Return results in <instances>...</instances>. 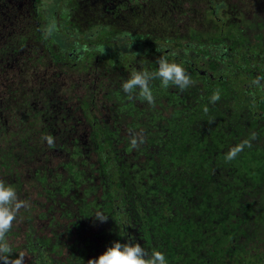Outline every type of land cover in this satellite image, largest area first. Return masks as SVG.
<instances>
[{
    "label": "trees",
    "instance_id": "trees-1",
    "mask_svg": "<svg viewBox=\"0 0 264 264\" xmlns=\"http://www.w3.org/2000/svg\"><path fill=\"white\" fill-rule=\"evenodd\" d=\"M115 1L100 17V10L89 13L83 35L67 17L66 27H40L38 40L49 45L56 71L45 85L39 74L32 95L0 106V180L26 204L8 233L13 255L22 254L23 264H88L114 240L133 238L161 250L167 264H264V21L225 32L214 19L221 2L212 0L188 24L191 40L163 46L143 42L153 36L141 32H117L113 24L120 26L123 13L113 15ZM144 2L122 0L120 9ZM57 3L60 9L67 0ZM254 32L257 41L249 37ZM83 44L87 55L77 58ZM158 49L183 64L192 83L181 91L151 81L150 105L124 93L121 83L133 68L154 71ZM96 57V90L89 98L67 95L59 79L69 67L84 72L77 81L92 74ZM16 61H1L0 77ZM133 135L143 143L133 147ZM96 212L107 221L91 216Z\"/></svg>",
    "mask_w": 264,
    "mask_h": 264
},
{
    "label": "rangeland",
    "instance_id": "rangeland-1",
    "mask_svg": "<svg viewBox=\"0 0 264 264\" xmlns=\"http://www.w3.org/2000/svg\"><path fill=\"white\" fill-rule=\"evenodd\" d=\"M57 1L58 0H41V3L46 7V10L42 12L43 16L38 18V20H43L41 24L42 28H45L49 22H51L52 28L55 26L63 27L61 19L63 16V18L67 17V21H69L68 27L73 28L72 30H75L76 33L78 32L81 35H83L82 33L85 31L90 30L87 22H85L89 17V13L92 14V10H100V13L97 14L98 17H100L106 12L105 7L108 4V0H67V5L59 9V7H57ZM124 1L126 2L128 0ZM134 1L137 2V0H131V2ZM211 1L212 0H152L148 3V0H145L144 4H141V7H139V5L137 8L133 6V9L131 8L129 11H126V9L121 11L120 5L122 0L119 3L115 1L117 3L115 5L117 12H114L113 15L116 16L121 13H123V15L117 17L116 22H118L120 26L118 24H112L117 29V32L118 30L127 31L128 34H137L141 32L144 36L145 34L153 36L147 40L143 37V42L167 46V44H169L167 42L168 39L172 40L174 38L183 37L184 39L188 38L191 40L187 34L188 24H190V21L194 19L195 16L201 17L199 10L210 7ZM217 1H220L221 4L217 10L218 16L214 19L218 22L216 26L225 27V32L237 26L248 29L250 24L257 29L255 23L256 19H262L264 21V0H213L212 4ZM36 2L37 4L40 3L38 0H36ZM123 5L125 7L129 4H124L123 2L122 6ZM83 9L86 10L83 11ZM55 10L59 11V15H55ZM52 12L54 16L51 14ZM250 12H255L258 16H254L255 19L253 20L249 17L253 16ZM244 14L249 20H244V23H242ZM157 15L161 19L156 17ZM142 21L143 23H141ZM226 21H230L234 27L231 24H227ZM54 23L56 24L55 26L53 25ZM203 24L208 23L205 21ZM66 26L67 25L64 24V27ZM212 26L215 29L212 30L213 32H219L217 31L218 27ZM37 27L35 13L32 9V0H0V52L4 53V57L0 58V62L2 61L1 63L4 64L6 61V64H8V58L10 56L17 58V61L13 62V68H15V70L11 72V74L8 72L6 76L0 77V89L2 90L0 94V103L3 101L0 106L8 103L7 98L17 100L21 99L20 96L23 94L26 96L32 95L33 82H35L34 80L39 74L42 75V81L45 85V82H47L45 78L50 76L51 71H56V66L52 67L53 64L51 63L52 60L49 58V50H46L49 45L45 43L47 46L44 48L42 46L43 44L38 40L39 31ZM196 27L199 28V24ZM46 28L49 29L50 27L48 26ZM260 30H264V28L261 27L258 31ZM257 33L258 32L251 33L249 36L252 41H257ZM43 34L46 37L48 31H45ZM220 34H222V32H220ZM115 36L117 37V35ZM246 36L248 35L246 34ZM232 38L233 37H231V39ZM254 43L255 42H253V44ZM68 71H70L69 74L59 79V84L61 86L68 87L66 91V93H68L67 95L71 93L70 96L74 99H76V96H73L74 93H77L79 96L83 95L87 97L89 95L90 97L91 92H94V89L96 90L97 88L95 85V74H87L77 81L80 77L79 74L84 72L80 71L78 68L73 69L72 67H69ZM2 72L3 69L0 66V75ZM90 77L93 80L91 88L86 86L87 83H90ZM77 82L83 83L77 85Z\"/></svg>",
    "mask_w": 264,
    "mask_h": 264
},
{
    "label": "clouds",
    "instance_id": "clouds-1",
    "mask_svg": "<svg viewBox=\"0 0 264 264\" xmlns=\"http://www.w3.org/2000/svg\"><path fill=\"white\" fill-rule=\"evenodd\" d=\"M158 50L162 55L156 59L157 67L154 71L133 68L128 77L121 83L124 93L129 96L135 94L150 105L154 103L151 81L159 80L162 87L167 88L172 85L181 91L187 89L192 83L183 64L170 60L164 55L162 49ZM254 83L258 84L260 81L257 80ZM210 99L215 102L219 97L213 95ZM46 139L51 145L52 138L46 137ZM138 143H143V137L133 135L130 144L136 147ZM245 144L247 141L230 148L225 154V159L233 160L243 150ZM23 207H26V204L18 198L16 190L5 181L0 180V264H23V255H13L14 251L8 241L12 222ZM91 216H94L100 223H104L108 219V216L101 212H96ZM88 264H167V259L161 250L147 249L130 238L126 242L114 240L98 257L89 259Z\"/></svg>",
    "mask_w": 264,
    "mask_h": 264
},
{
    "label": "flooded vegetation",
    "instance_id": "flooded-vegetation-1",
    "mask_svg": "<svg viewBox=\"0 0 264 264\" xmlns=\"http://www.w3.org/2000/svg\"><path fill=\"white\" fill-rule=\"evenodd\" d=\"M40 1V3L39 4H37V2H36V0H32V9H33V11H34V13H35V21H36V24H37V28L39 29L40 28V26H41V24L43 23V20L41 19V20H38V18H40V17H42L43 16V14H42V12L43 11H45L46 10V7L44 6V4L43 3H41V0H38V2ZM59 15L58 13H56L55 12V15ZM65 18V17H64ZM61 19H63V16L61 17ZM64 20V19H63ZM62 23H63V26H64V24H66V22H65V20L64 21H62ZM42 27V26H41ZM41 30V29H40ZM74 43L76 42V40H74L73 41ZM79 47V46H78ZM73 50H76V48H73ZM79 50H80V52H78V55L75 53V55H77V58H83V57H85L86 55H87V50H88V47L85 45V44H83V45H81V47H79ZM61 52V51H60ZM70 53H72V51H70ZM93 53V52H92ZM71 55H74V54H71ZM63 56H64V53H63ZM76 57V56H75ZM62 62L64 63V64H68L67 62L65 63V61H63L62 60ZM99 64H100V60H99V58H97L96 57V59L93 61L92 60V65H93V68L94 69H91V72L93 73L92 75H94L95 74V80L97 81V77H96V75H97V72H98V68H99ZM88 75H89V73H88ZM91 75V74H90Z\"/></svg>",
    "mask_w": 264,
    "mask_h": 264
}]
</instances>
